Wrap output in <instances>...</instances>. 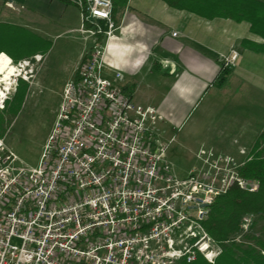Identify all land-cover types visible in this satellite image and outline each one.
<instances>
[{
  "label": "built area",
  "instance_id": "2783aa9c",
  "mask_svg": "<svg viewBox=\"0 0 264 264\" xmlns=\"http://www.w3.org/2000/svg\"><path fill=\"white\" fill-rule=\"evenodd\" d=\"M67 1L92 46L62 89L37 165L5 153L0 140V264L213 263L220 247L202 222L214 198L234 182L249 191L258 183L240 178L236 164L218 185L193 170L179 176L168 156L174 128L154 106L135 103L104 63L118 38L112 0ZM237 56L230 50L221 61ZM250 224L244 215L236 241Z\"/></svg>",
  "mask_w": 264,
  "mask_h": 264
},
{
  "label": "rangeland",
  "instance_id": "374dc122",
  "mask_svg": "<svg viewBox=\"0 0 264 264\" xmlns=\"http://www.w3.org/2000/svg\"><path fill=\"white\" fill-rule=\"evenodd\" d=\"M121 15L117 10V22ZM80 24V10L74 2L0 0L1 49L11 54L21 50L12 40H21L24 30L49 42L48 49L40 50V54L12 62L23 66L0 107L4 151L26 165H37L58 113L62 89L74 78L92 46V38L79 32ZM228 53L220 54L221 66L207 61L201 67H169L161 72L155 67L150 71L136 68L131 74L119 67L125 76L121 84L135 103L154 106L174 123L184 120L181 128L168 134L174 136L168 156L175 163L176 173L183 176L193 170L200 180L215 185L226 178L222 170L241 165L255 148L264 154V83L249 80L264 78V70L248 62L244 68H234L236 60L225 66L221 55ZM107 60L105 53L104 63L109 65ZM229 67L234 72L226 70ZM19 78L26 83L24 97L19 110L11 115L6 111V100L13 101ZM171 125L165 126L172 129ZM194 154L202 162L195 161ZM245 215L251 219L248 231L263 234L264 219L257 214Z\"/></svg>",
  "mask_w": 264,
  "mask_h": 264
},
{
  "label": "crops",
  "instance_id": "0c3cea01",
  "mask_svg": "<svg viewBox=\"0 0 264 264\" xmlns=\"http://www.w3.org/2000/svg\"><path fill=\"white\" fill-rule=\"evenodd\" d=\"M114 21L118 38L107 45L106 62L118 71L119 67H124L131 74L132 69L147 68L150 71L155 67L161 72L160 69L165 70L163 61H168L173 68L201 67L207 61L221 66L220 54L228 53L231 48L238 52L234 68H244L248 62L264 70V53L248 49L244 44L260 45L264 39L250 32L246 21L221 17L208 19L168 7L162 0H128L121 18ZM138 37H142L141 40L137 41ZM233 70L229 67V71ZM121 74L124 79V73ZM249 80L264 83V78ZM163 118L165 125L173 123L171 128H181L184 121L174 123L169 116L167 120L165 116Z\"/></svg>",
  "mask_w": 264,
  "mask_h": 264
},
{
  "label": "trees",
  "instance_id": "16d2710c",
  "mask_svg": "<svg viewBox=\"0 0 264 264\" xmlns=\"http://www.w3.org/2000/svg\"><path fill=\"white\" fill-rule=\"evenodd\" d=\"M58 1L65 4L70 3L67 0ZM127 1L112 0L113 19L117 20L115 17L117 10L122 14ZM162 1L168 7L186 10L208 19L221 17L236 22L246 21L249 23L250 32L264 39V0ZM74 4L76 5V3ZM90 26L89 23L86 24V27ZM98 38L100 41L104 40L102 35H99ZM12 43L21 47V50L18 47L19 51L16 54L8 53L0 48V53H6L11 57L12 62L40 54V50L45 51L49 47V42L44 38L26 30L23 31L21 40L13 39ZM244 44L248 49L264 53V42L260 45L249 42H244ZM219 73V76H222V72ZM76 77L77 72L74 78ZM25 85V81L19 78L13 101L6 100V111L9 114L14 115L19 110L24 97ZM261 136L264 138V128ZM249 155V159L239 167L238 176L247 181L257 182V189L249 191L240 187L236 182L232 183L224 193L214 198L208 217L202 222L206 233L220 247V253L215 257L213 263H209L202 256H199L191 263L182 262L180 264H264V233L256 236L248 231L249 233L242 234V239L235 240V237L241 232L240 220L245 214H257L259 218L264 219V154L256 151L255 148Z\"/></svg>",
  "mask_w": 264,
  "mask_h": 264
},
{
  "label": "bare ground",
  "instance_id": "6f19581e",
  "mask_svg": "<svg viewBox=\"0 0 264 264\" xmlns=\"http://www.w3.org/2000/svg\"><path fill=\"white\" fill-rule=\"evenodd\" d=\"M6 58V59H5ZM23 65L15 66L4 52L0 53V107L15 81ZM193 159H197L196 157Z\"/></svg>",
  "mask_w": 264,
  "mask_h": 264
},
{
  "label": "snow or ice",
  "instance_id": "6c2138e0",
  "mask_svg": "<svg viewBox=\"0 0 264 264\" xmlns=\"http://www.w3.org/2000/svg\"><path fill=\"white\" fill-rule=\"evenodd\" d=\"M6 59V58H5Z\"/></svg>",
  "mask_w": 264,
  "mask_h": 264
}]
</instances>
